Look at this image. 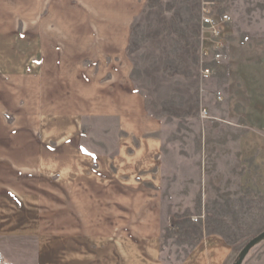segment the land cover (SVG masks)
I'll return each instance as SVG.
<instances>
[{
  "label": "crops",
  "instance_id": "crops-1",
  "mask_svg": "<svg viewBox=\"0 0 264 264\" xmlns=\"http://www.w3.org/2000/svg\"><path fill=\"white\" fill-rule=\"evenodd\" d=\"M139 1L0 0V264H168L163 123L126 57ZM231 26L230 76L253 55L255 80L222 87L228 126L203 199L233 196L264 150V24ZM235 257L210 233L176 264Z\"/></svg>",
  "mask_w": 264,
  "mask_h": 264
},
{
  "label": "rangeland",
  "instance_id": "rangeland-1",
  "mask_svg": "<svg viewBox=\"0 0 264 264\" xmlns=\"http://www.w3.org/2000/svg\"><path fill=\"white\" fill-rule=\"evenodd\" d=\"M204 1L215 2L230 15L231 38V25L252 34L264 24V0H140L126 49L132 83L144 97L146 110L163 123L162 257L168 264L182 260L204 234L220 235L237 256L247 241L264 230V150L258 152L260 162L255 166L247 162L245 181L233 196L202 197L206 165L222 160L223 129L228 126L222 120V100L214 95L223 94L230 78L255 80L253 55L246 53L247 63L242 66L250 69L246 72L238 66L232 70L235 77L233 72L230 76L229 38L224 62L214 67L213 75L201 77ZM251 42L243 39L241 49H251ZM202 108L208 110L206 118L200 114ZM204 131L211 132V141H206ZM242 264H264V240Z\"/></svg>",
  "mask_w": 264,
  "mask_h": 264
},
{
  "label": "built area",
  "instance_id": "built-area-1",
  "mask_svg": "<svg viewBox=\"0 0 264 264\" xmlns=\"http://www.w3.org/2000/svg\"><path fill=\"white\" fill-rule=\"evenodd\" d=\"M230 15L218 8L213 1H204L200 11V27L202 32V47L200 57L201 77L213 75V69L226 59V40L231 36ZM217 100L222 99L221 92H216ZM201 116L207 117L206 109H201Z\"/></svg>",
  "mask_w": 264,
  "mask_h": 264
},
{
  "label": "water",
  "instance_id": "water-1",
  "mask_svg": "<svg viewBox=\"0 0 264 264\" xmlns=\"http://www.w3.org/2000/svg\"><path fill=\"white\" fill-rule=\"evenodd\" d=\"M263 240H264V230L246 242V244L238 252V254H237L235 260L232 262V264H242L245 256L248 254V252L254 246L259 244Z\"/></svg>",
  "mask_w": 264,
  "mask_h": 264
}]
</instances>
